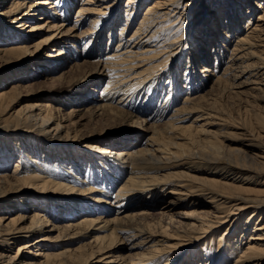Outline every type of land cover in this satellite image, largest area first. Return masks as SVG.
Listing matches in <instances>:
<instances>
[{
	"label": "bare ground",
	"instance_id": "obj_1",
	"mask_svg": "<svg viewBox=\"0 0 264 264\" xmlns=\"http://www.w3.org/2000/svg\"><path fill=\"white\" fill-rule=\"evenodd\" d=\"M49 44L58 48L37 65L49 73L105 54L99 110L152 127L74 145L61 107L31 98L16 108L3 73L0 264H119L125 250L141 253L122 264H264V113L238 124L218 108L226 93L243 94L232 91L237 68L264 86V0H0V60L24 63ZM2 208L19 215L4 225ZM54 231L72 250L47 244Z\"/></svg>",
	"mask_w": 264,
	"mask_h": 264
},
{
	"label": "rangeland",
	"instance_id": "obj_2",
	"mask_svg": "<svg viewBox=\"0 0 264 264\" xmlns=\"http://www.w3.org/2000/svg\"><path fill=\"white\" fill-rule=\"evenodd\" d=\"M6 6L7 5H4V7ZM77 8L78 7L75 8L73 15H75V11L77 10ZM194 14L195 13H193V15ZM74 21L75 20L72 19L68 29L75 26ZM122 27L123 25L119 27L118 32H120ZM88 30L89 25H85L82 28L81 32L88 34ZM132 30L133 29H131L129 33H131ZM47 34L49 33L44 30L41 31L40 34H31L32 45L37 44L41 39L45 38V36L47 37ZM49 45L50 46H46L35 52L33 55L34 57H29V59H27V61L24 63L22 60L18 61L15 59H8L6 61L0 60V81L4 79L2 77V74L5 73L7 82L4 84L6 85L4 87H7L8 91L16 88V90H18L19 97L21 96V104H19V106H16V108H20V106L23 107L29 102H32L31 98H39L38 100L42 103L51 104L53 107H61L62 111L58 112L57 114L59 116L65 115L66 119H61L59 117V120L66 128V130H71V139L69 140V142L74 145L79 142L84 144V140L81 141L82 138H107L108 141H120L125 140V138L133 137L135 134H148V130L152 127L151 121H149L148 123L143 122L142 124L141 121H139L137 118L133 120L122 121L120 119H115L113 116H108L107 113L99 110V100L102 96L104 89L103 87L106 84L107 80L100 79L103 73V69L100 66V62L99 64L97 63L98 60H103V58L106 56L105 54L102 55V57H97L93 53H90L91 55L86 56L87 58H83L82 60L80 59L78 62L80 63V65H82L81 70L76 68V63L69 60L65 65L62 66L63 68L61 67L62 70L49 73L48 71H43V69H37L38 63L41 60H45L48 54H52L53 49L58 48L55 44ZM0 49H2V47H0ZM199 65L200 67H202L201 63ZM235 73L239 76V78L232 80V82L235 83V87L234 89H232V91L242 92L243 94L237 96L231 93H226L225 95L227 96L224 95L220 97L218 108L222 112L230 115L238 124L245 122H252L254 124L257 115L264 113V86L252 84L253 79L248 81L247 72L241 74V68H237L234 74ZM62 75L65 76L60 78ZM82 77L87 78L89 81H82ZM74 82L77 83L75 87ZM257 89H261L262 92L257 91ZM186 95L187 94L182 95L181 93V99L179 100H183ZM136 103L138 104L139 100H137ZM178 105L180 107L181 104ZM73 111H75L76 115L82 114L83 117H71V113ZM169 118L170 116L167 117L165 121H167ZM224 140L229 141L227 138H224ZM9 144L10 142L8 141V139L0 141L1 148H4ZM15 158L16 157L11 159V161H9L8 163V174H10L11 176L13 175L16 169V163L18 162ZM232 177L235 178V174L232 175ZM118 185L119 183L116 184V187ZM28 193H32L33 195V192L31 190H27V192L20 193L18 195V200L23 198L21 195L24 196V194ZM165 197L167 198V204H171L172 197L168 195H165ZM153 201L154 200H151L150 203ZM14 202L15 201H10L5 206H8L10 203ZM198 203L200 206H202L201 209L203 212H206L208 214L214 212L209 199L199 198ZM4 209L2 208L1 211H4L5 214H7L9 211ZM183 213H185V210L180 209L177 214ZM18 215V212H16V214L13 213L3 215V219H5L4 225H7L13 218H16ZM80 215L81 214H79L78 216ZM95 216L98 218H101L103 216L106 217L104 213H101L99 211L96 212ZM236 216L237 215H235V217ZM80 217L75 218L74 222H77ZM50 220L52 221L53 218H50ZM27 224L29 225V222ZM61 224L62 223L58 222V220H53V225H55L56 227H61ZM228 225L229 223H226L221 229L219 228L217 234L221 235L225 228L228 227ZM50 229L52 228L50 227ZM48 236V241H46L47 244H56V250H59L60 246L61 248L66 247L72 250L73 246L72 244H69V239H57L58 237L60 238V234L58 231L51 232ZM20 244H13L11 250L4 251L6 252L4 253L5 256L15 257ZM140 253L141 251L132 252L129 250H125L118 252L115 256L119 257L118 262L119 264H122L123 260H127ZM235 260H237V258H235L234 261Z\"/></svg>",
	"mask_w": 264,
	"mask_h": 264
}]
</instances>
